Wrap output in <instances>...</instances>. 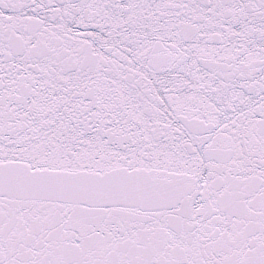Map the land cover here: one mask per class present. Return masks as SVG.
<instances>
[{
	"label": "snow or ice",
	"instance_id": "obj_1",
	"mask_svg": "<svg viewBox=\"0 0 264 264\" xmlns=\"http://www.w3.org/2000/svg\"><path fill=\"white\" fill-rule=\"evenodd\" d=\"M0 264H264V0H0Z\"/></svg>",
	"mask_w": 264,
	"mask_h": 264
}]
</instances>
